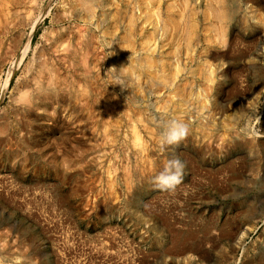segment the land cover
Segmentation results:
<instances>
[{
    "label": "rangeland",
    "instance_id": "1",
    "mask_svg": "<svg viewBox=\"0 0 264 264\" xmlns=\"http://www.w3.org/2000/svg\"><path fill=\"white\" fill-rule=\"evenodd\" d=\"M0 264H264V0H0Z\"/></svg>",
    "mask_w": 264,
    "mask_h": 264
},
{
    "label": "clouds",
    "instance_id": "2",
    "mask_svg": "<svg viewBox=\"0 0 264 264\" xmlns=\"http://www.w3.org/2000/svg\"><path fill=\"white\" fill-rule=\"evenodd\" d=\"M121 86L122 82L117 81ZM188 126L178 121H171L162 132V145H179L188 135ZM185 164L178 157L169 159L164 169L155 177L156 187L162 190H173L182 182Z\"/></svg>",
    "mask_w": 264,
    "mask_h": 264
},
{
    "label": "bare ground",
    "instance_id": "3",
    "mask_svg": "<svg viewBox=\"0 0 264 264\" xmlns=\"http://www.w3.org/2000/svg\"><path fill=\"white\" fill-rule=\"evenodd\" d=\"M217 14H218V13H217ZM232 14H233V12H232ZM229 15H230V13H228V16H229ZM226 18H227V17H226ZM135 20H136V19H135ZM136 21H137V20H136ZM145 22H146V21H145ZM160 23H161V22H160ZM151 24L154 25L155 23H154V24L151 23ZM135 26H136V25H135ZM155 26H156V28L158 29L157 23L155 24ZM160 27H161V26H160ZM153 28H155V27L153 26ZM147 29H149V28H147ZM157 29H156V30H157ZM151 30H152V29H151ZM156 30H155V31H156ZM159 30H161V29H159ZM159 30H158V31H159ZM176 30H177V29H176ZM147 31H148V30H147ZM149 31H150V30H149ZM155 31L153 30V32H155ZM161 31H162V30H161ZM161 31H160V32H161ZM174 31H175V30H174ZM153 32H152V33H153ZM156 32H157V31H156ZM162 33H163V32H162ZM162 33H160V34L162 35ZM122 34H123V31H122ZM156 34H157V33H155V35H156ZM164 34H165V33H164ZM166 34H167V33H166ZM145 35H146V34H145ZM150 35H151V34H150ZM150 35H147V36L150 37ZM158 35H159V33H158ZM158 35H157V36H158ZM151 36H152V35H151ZM157 36H156V37H157ZM143 37H144V36H143ZM145 37H146V36H145ZM149 37H147V39H148V41L150 42V39H151V38L149 39ZM153 37H154V36H153ZM163 37H164V36L162 35V38H160L161 41H162ZM154 38H155V37H154ZM130 39H131V38H130ZM144 40H146V39L144 38ZM144 40H143V41H144ZM158 40H159V39H158ZM148 41H147V42H148ZM153 41H154V42H153ZM144 42H145V41H144ZM152 42L155 43V40H154V39L151 40L150 43H152ZM150 43H148V44H150ZM153 43L150 44V45H151V46L154 45ZM143 46H144V45H143ZM145 46H146V45H145ZM155 46H156V45H154V47H155ZM146 47H147V46H146ZM157 47H158V46H156V48H157ZM156 48H155V49H156ZM148 49H149V48H148ZM152 49H153V48H152ZM152 49L150 48L149 50H152ZM145 50H146V49H145ZM155 51H156V50H155ZM27 52H28V50H27ZM27 52L24 53L23 58L25 57V55H26ZM149 52H150V51H149ZM161 61H163V60H161ZM35 79H36V78H35Z\"/></svg>",
    "mask_w": 264,
    "mask_h": 264
}]
</instances>
